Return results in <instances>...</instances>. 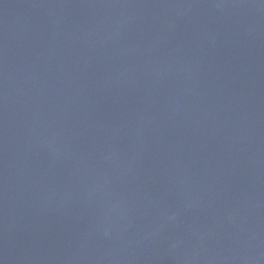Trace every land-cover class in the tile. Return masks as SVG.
<instances>
[{
  "label": "water",
  "instance_id": "water-1",
  "mask_svg": "<svg viewBox=\"0 0 264 264\" xmlns=\"http://www.w3.org/2000/svg\"><path fill=\"white\" fill-rule=\"evenodd\" d=\"M0 264H264V0H0Z\"/></svg>",
  "mask_w": 264,
  "mask_h": 264
}]
</instances>
